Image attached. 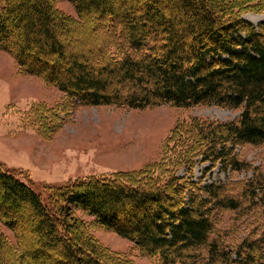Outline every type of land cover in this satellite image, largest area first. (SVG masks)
I'll return each instance as SVG.
<instances>
[{
    "label": "trees",
    "instance_id": "obj_1",
    "mask_svg": "<svg viewBox=\"0 0 264 264\" xmlns=\"http://www.w3.org/2000/svg\"><path fill=\"white\" fill-rule=\"evenodd\" d=\"M59 1L0 0V50L13 58L21 74L56 86L84 105L145 109L162 103L181 108L214 104L241 113L235 121L199 124L192 119L183 127L176 125L160 161L48 185L45 202L29 180L0 169V224L15 233L19 247L29 241L19 231L25 226H18L12 214L24 205L33 210V231L39 238L32 252L22 251V258L48 264L44 258L67 236L63 250L68 262L102 264L99 244L79 226L80 212L131 241L145 256L156 257L159 264H264V235L244 240L235 249L227 241V230L219 231L213 218L218 210L238 209L237 193L250 204L259 197L257 203L264 207V175L257 179L253 172L242 185L243 194L235 184L230 189L223 182L202 184L194 176L195 157L210 162L211 169L219 164L239 172L248 165L236 155L235 145H264V21L256 26L242 16L251 0H66L77 19L63 15L56 7ZM164 4H169V14ZM88 16L94 30L101 25L112 29L114 38L106 36L98 47L105 65L94 72L73 57L62 79L59 62L67 56L59 33L86 27ZM116 39L127 53L114 64L116 75L105 78L113 54L120 52ZM113 80L132 82L138 90L123 99L118 91L106 94ZM42 124L37 127L47 139L49 126ZM180 169L185 177L178 175ZM1 249H13L2 229ZM74 249L83 254L80 261ZM113 260L132 264L120 254Z\"/></svg>",
    "mask_w": 264,
    "mask_h": 264
},
{
    "label": "rangeland",
    "instance_id": "obj_2",
    "mask_svg": "<svg viewBox=\"0 0 264 264\" xmlns=\"http://www.w3.org/2000/svg\"><path fill=\"white\" fill-rule=\"evenodd\" d=\"M56 7L63 15L77 19V12L70 2L60 0ZM162 9L165 14L172 11L169 4H164ZM90 16L86 19V27L81 25L71 29L69 26L71 31L59 33L58 38L67 56L65 61L59 62L61 70L58 75L62 79L68 76L73 57L94 72L105 65L102 61L104 52L98 47L104 44L106 36L114 38L112 29H104L101 25L94 30L91 24L95 22ZM242 16L256 26L264 21V0H251ZM13 37L8 39L13 40ZM116 46L120 52L113 54V60L108 59L107 63L112 60L109 66L111 72L104 74L105 78L116 75L114 64L121 63L122 53H127L120 39H116ZM136 90L132 82L113 80L105 93L118 91L123 99ZM240 113L241 109L214 104L181 108L162 103L145 109H132L121 104L84 105L76 98L72 100L56 86L21 74L13 58L0 50V169L17 173L22 181L29 180L30 186L41 194L44 202L47 200L48 185L60 186L91 175L137 170L160 161L168 135L176 125L183 127L192 119L199 124L235 121ZM40 123L49 126V138L41 136L37 127ZM235 153L248 165L247 170L234 172L223 169L219 164L211 169L210 162L201 163L202 157L198 156L194 158L197 163L194 167L195 180L202 184L223 182L228 189L232 183L243 194L242 185L252 177L253 172L257 179H262L261 175H264V145L238 144L235 145ZM178 175L185 177V171L180 169ZM236 198L238 209H221L213 217L219 231L227 230V241L235 249L244 240H255L264 235V207L258 205L259 197L254 199V204L238 193ZM166 207L175 209L168 203ZM32 214L29 205H24L18 214H12L18 226H25L19 231L29 241V244L25 242L26 247L23 244L19 247L15 233L0 224L3 235L13 247L12 250H0V264H30V256L22 258L21 253L24 249L32 252L39 238L33 231L36 223ZM77 216L83 222L79 225L82 231L99 244L102 264H117L113 260L117 254L130 259L132 264H159L156 257L145 256L131 241L94 223L93 218L80 212ZM63 242H69L67 236L44 258L48 264H74L65 259ZM84 242L83 237L79 243L83 246ZM13 253L17 254L16 258ZM75 256L78 261L84 257L77 252Z\"/></svg>",
    "mask_w": 264,
    "mask_h": 264
}]
</instances>
